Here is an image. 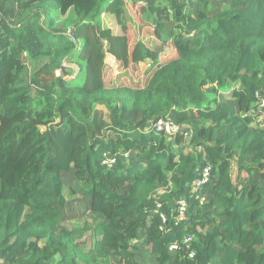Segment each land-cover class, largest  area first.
I'll list each match as a JSON object with an SVG mask.
<instances>
[{
  "label": "trees",
  "instance_id": "1",
  "mask_svg": "<svg viewBox=\"0 0 264 264\" xmlns=\"http://www.w3.org/2000/svg\"><path fill=\"white\" fill-rule=\"evenodd\" d=\"M131 1L142 4L156 38L173 43L176 60L160 61L163 43L131 47L125 0H0V258L264 264V128L256 126L264 115V0ZM56 10H74L64 20L74 40L56 31ZM104 13L121 33L97 26ZM108 55L125 65L151 60L147 85L108 87ZM28 60L43 63L28 74ZM161 119L190 138L156 131L151 125ZM206 165L201 204L190 188ZM235 168L248 177L235 182ZM65 175L80 185L91 222L65 225ZM181 198L187 216L177 221ZM89 230L103 238L85 251L78 240ZM191 236L193 257L184 244ZM140 239L152 261L138 258Z\"/></svg>",
  "mask_w": 264,
  "mask_h": 264
},
{
  "label": "rangeland",
  "instance_id": "2",
  "mask_svg": "<svg viewBox=\"0 0 264 264\" xmlns=\"http://www.w3.org/2000/svg\"><path fill=\"white\" fill-rule=\"evenodd\" d=\"M125 22L128 27V35L130 39L131 47H133L139 40L143 41L146 45L151 48H156L162 43L165 48L160 54V61L162 63L169 62L171 60H176L177 53L175 46L170 40L159 41L155 36L154 27L146 20L141 12V3H133L131 0H125ZM56 19L60 21V25L57 26L56 31L66 32L68 25L65 23V19L68 17L74 18V10H71L67 15L56 14ZM65 17V19H62ZM97 26L102 28H110L114 33H121V27L114 15L109 13H104L98 20ZM110 56V55H109ZM106 58V68H105V81L108 87H120V86H131L134 88H144L150 76L154 71L155 65L151 60H146L139 65L135 66L132 63L128 65L118 62L113 57ZM43 61H31L27 62L28 74L33 73L37 70ZM71 66V65H70ZM72 67V66H71ZM71 74L68 78H71ZM176 84L180 87H188V83L180 78H177ZM32 95L36 96L34 89H32ZM102 111V116L108 119V111L106 108L100 107ZM256 126L264 128V115H262ZM226 130V126L218 128L215 132V137L221 136ZM248 177V174L243 172H238L236 168L233 170V179L235 182L240 183ZM65 197L69 201V206L67 209L68 219L65 221V225L69 228L81 226L82 223L87 220L90 221V212L87 210L88 200L81 194L77 192L79 188L78 182L71 179L70 175H65ZM219 220V219H218ZM103 238L102 232H97L94 230H89L87 233L78 240V246L88 251L93 248L95 241H101ZM135 251L138 258L142 262L152 261L151 248L145 244L144 239L135 241L134 243ZM110 264H116L114 260H111ZM153 264V262H152Z\"/></svg>",
  "mask_w": 264,
  "mask_h": 264
},
{
  "label": "built area",
  "instance_id": "3",
  "mask_svg": "<svg viewBox=\"0 0 264 264\" xmlns=\"http://www.w3.org/2000/svg\"><path fill=\"white\" fill-rule=\"evenodd\" d=\"M67 35L74 40V38L72 37L71 34V30L68 29L67 30ZM66 66V65H65ZM263 105H264V101H262ZM156 131L161 132V133H165L168 134L172 137L176 136L179 133H183L186 139L190 138V134L187 131H183L182 127L176 123H174L172 120L167 119V120H159L155 123H153L151 125ZM199 150H201V148H199ZM128 155V154H127ZM104 164H106L107 166L111 167L115 160L114 158L110 157L109 155H105V160L103 161ZM198 172V178L191 184V193L193 194H197V197L200 200V203L203 204L206 202V197L205 195L202 194L203 188L206 186V184L210 181V174H211V166L210 165H206L205 167L201 168V169H197L196 170ZM168 187L165 188H161L158 191V195L160 193H163L165 191L168 190ZM187 210H188V201L186 198H181L180 200L177 201V212H178V217H177V221H181L186 219L187 216ZM163 219L165 220V218L163 217ZM195 240V237L191 236L188 237L185 241V247L187 249V254L190 257H193L195 255V250L192 248V242ZM181 249V246L178 244H172L170 246V250L171 251H177ZM0 264H5L4 261L0 258Z\"/></svg>",
  "mask_w": 264,
  "mask_h": 264
},
{
  "label": "crops",
  "instance_id": "4",
  "mask_svg": "<svg viewBox=\"0 0 264 264\" xmlns=\"http://www.w3.org/2000/svg\"><path fill=\"white\" fill-rule=\"evenodd\" d=\"M59 13H60V11H59V10H56V11L50 13V15L56 17L55 15H56V14H59ZM60 14H61V13H60ZM62 19H65V17L63 18V16H62ZM57 21L60 22L58 19H57ZM108 56H109V55H108ZM108 56H107V57H108ZM109 57L111 58V56H109ZM112 59H114V58H112ZM31 61H32V60H31ZM65 65H66V64H65ZM66 66H67V65H66Z\"/></svg>",
  "mask_w": 264,
  "mask_h": 264
},
{
  "label": "water",
  "instance_id": "5",
  "mask_svg": "<svg viewBox=\"0 0 264 264\" xmlns=\"http://www.w3.org/2000/svg\"><path fill=\"white\" fill-rule=\"evenodd\" d=\"M71 66L74 67L75 69H78V65H76V64H72ZM77 75H78V72H75L71 78H68V80H72V79L76 78Z\"/></svg>",
  "mask_w": 264,
  "mask_h": 264
}]
</instances>
